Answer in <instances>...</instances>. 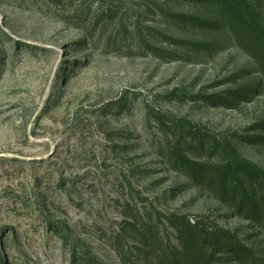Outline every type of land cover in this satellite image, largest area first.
I'll use <instances>...</instances> for the list:
<instances>
[{"label": "rangeland", "instance_id": "obj_1", "mask_svg": "<svg viewBox=\"0 0 264 264\" xmlns=\"http://www.w3.org/2000/svg\"><path fill=\"white\" fill-rule=\"evenodd\" d=\"M209 136L264 173V74L217 0H0V264H154L115 239L138 216L168 246L174 219L229 231L264 264V229L177 165L222 164Z\"/></svg>", "mask_w": 264, "mask_h": 264}, {"label": "trees", "instance_id": "obj_2", "mask_svg": "<svg viewBox=\"0 0 264 264\" xmlns=\"http://www.w3.org/2000/svg\"><path fill=\"white\" fill-rule=\"evenodd\" d=\"M217 1L237 45L253 58L264 74V32L248 5L243 0ZM173 136L178 139L176 143L180 141L181 134ZM208 138L212 144L209 154L222 152L225 158L222 164L207 166L180 156L182 160L177 161V165L194 184L205 187L217 199L227 200L228 197L237 215L264 229V173L255 166L239 161L227 146L214 137ZM196 140L198 151L204 153L202 138ZM240 171L246 172L251 186L256 187L252 192L241 181ZM171 229L175 243L173 246L164 245L157 227L145 223L139 216L126 217L115 239L127 236L141 246L140 250L146 258L154 256V264H212L214 252L221 251L229 254L237 264H256L254 253L229 231L211 226L199 228L180 219L172 221ZM116 250L120 253L117 246Z\"/></svg>", "mask_w": 264, "mask_h": 264}]
</instances>
